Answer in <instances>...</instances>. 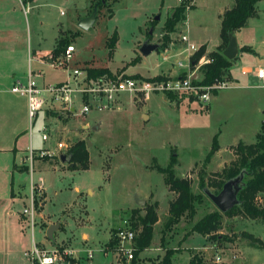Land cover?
Here are the masks:
<instances>
[{
  "label": "rangeland",
  "instance_id": "374dc122",
  "mask_svg": "<svg viewBox=\"0 0 264 264\" xmlns=\"http://www.w3.org/2000/svg\"><path fill=\"white\" fill-rule=\"evenodd\" d=\"M17 1H9L11 9L14 10ZM227 1L191 0L186 8L187 20L179 22L172 32H166L165 22L181 0H108L110 4L101 6L100 10L96 6L99 0H34L29 5L25 4L26 11L21 1L18 2L16 11L25 22L32 48L53 49L61 36L70 35L71 44L76 47L70 62L72 69L108 67L112 75L107 77L117 80L168 76L164 69H160L164 73H157L159 64L170 59L165 60L163 55L170 57L173 50L176 52L184 48L180 41L183 31L188 32L191 40L207 39L210 48L215 49L221 39L219 13ZM95 8L97 18L94 24L89 29L81 28L80 20L90 16ZM257 11V16L237 30L238 44L247 42L258 46L256 42L260 38L259 34L264 32V0L257 3ZM115 32L119 39L114 54L110 56L107 40ZM145 41L157 43L159 49L144 56L140 48ZM204 46L207 50V44ZM259 52L263 55L264 47H260ZM206 53L202 57H209V53ZM240 56L245 64L253 63L254 59L264 60L252 51L241 52ZM180 58L175 59L176 64ZM33 67L43 69L45 78L37 77L41 83L48 78V73L56 80H65L68 76L65 69H53L48 65L38 67L36 62ZM242 70L243 64L238 62L227 72H232L239 79L248 78L250 74H244ZM201 73L199 67L196 71L198 79H201ZM227 76L230 85L237 84V81ZM232 86L218 91L221 93L218 99L213 94L207 107L188 94H178L177 102L171 101L162 92L153 93L148 100L131 92H121L108 110L93 109L77 116H67L64 112L58 113L51 109L43 110L32 133L28 125L27 132L18 143V148L24 146L28 150L32 135L36 160L25 159L22 162L32 168V174L29 171L0 173L2 197L5 194L10 196L13 185L21 191V195L15 199V206L9 201L16 209L15 221L11 225L15 244L10 249L14 255L6 251L5 242L0 241V264H32L24 251L33 246V238L47 248L55 246L73 252V264H122L124 252L119 250V246L134 249L135 240L121 243L117 236L119 228L126 220L132 225L139 216L146 214L147 204L158 202L160 219L155 225L152 244L140 255L142 264H153L165 254L162 238L169 217V204L175 196L165 183V174L159 172L155 165L167 166L174 155L178 158L175 166L177 175L191 178L194 192H203L205 197L193 218L184 216L172 230L165 231L168 240L165 244L178 249L173 256V263L188 264L192 253L198 252L206 264H264V245H253L250 239L241 235L243 231H248L264 241V221L261 219H252L244 214L224 215L219 233L227 234L233 239L231 241H217L198 232H190L194 222L218 208L208 196L207 188L200 187L201 175L209 181L214 178L213 172L221 171L230 164L236 156L228 145L240 139L254 142L258 121L264 119V113L258 110L261 104L264 111V96L260 102L254 89H240L226 96ZM81 106V101H78L77 108ZM57 114H61L62 118H58ZM44 122L50 123L52 132H55L46 142L39 132ZM84 123H89V128H84ZM64 125L71 128V135L62 132ZM97 125L99 129L95 130ZM65 130L68 131L67 128ZM220 131L223 135L218 140L223 149L206 164L205 157L211 149L213 137ZM79 139L91 141V145H87L90 167L73 169L69 167V162H66L68 166L65 167L59 164L52 166L54 159L61 162L56 143L68 140L69 145H72ZM42 149H50L56 154L41 156ZM19 153L0 155V168L20 163L18 159L24 151ZM62 153L66 152L60 151ZM31 177L35 182L44 180V191L36 193V196L40 193V198L41 195L45 198L40 200L38 196L34 225L31 216L24 214V209L31 205ZM5 178L8 180L7 188ZM136 196L145 199L146 203L138 205ZM258 202L264 205V193L260 194ZM51 222H61V226L60 223L53 225L55 228L49 237ZM0 227L4 235V219H0ZM112 236H116L118 243L109 250ZM89 251L93 252V257H89ZM217 255L222 258L220 262H215Z\"/></svg>",
  "mask_w": 264,
  "mask_h": 264
},
{
  "label": "trees",
  "instance_id": "16d2710c",
  "mask_svg": "<svg viewBox=\"0 0 264 264\" xmlns=\"http://www.w3.org/2000/svg\"><path fill=\"white\" fill-rule=\"evenodd\" d=\"M190 1L191 0H181V3L174 8L172 14L165 22L166 32L174 31L176 25L186 19V8ZM260 1L261 0H235L234 6L221 16V44L216 50L208 54L212 60L200 66V71L202 73L201 79L195 81L197 84L211 85L218 80L226 78V75H228L227 71L233 65V59L227 58L224 54L229 44L230 34L245 27L250 18L258 15L257 3ZM97 4L98 10H100L101 6H108L110 3L108 0H99ZM190 8H193V6ZM109 9H111V7H109ZM164 36L168 38L167 34ZM118 39V33L115 32L107 40L110 56L115 52ZM71 42L72 37L70 35L61 36L52 52L56 56L62 54ZM246 48V46H243L240 49L243 50ZM205 53L206 46L202 45L191 57L192 68L195 67V63H197ZM86 70L89 79H98L104 75H112L108 67H89L86 68ZM183 75L185 76L186 72H184ZM165 78L166 76L164 75H157L148 79L160 80ZM214 94L217 95L218 92L214 90ZM166 97L171 101L179 102L177 94L167 93ZM87 145L88 141L86 139H79L70 146L66 154L71 158L69 161V166L71 168L88 169L90 167L91 159ZM229 147L234 150L236 157L221 171L213 172L214 178H211L209 181H206L204 175H201L200 187L202 189H213L212 192L217 194L222 190L224 184L228 180L243 174V181L240 184V190L238 192L239 203L225 213L221 212L218 208L206 213L193 223L190 230L191 233L198 232L203 236H208L210 239L217 241L233 240L227 234L219 233V230L222 228L224 215L233 216L236 214H244L252 219H261L264 221V205L258 202L260 194L264 193V121L262 122L254 142L248 143L240 140L238 143ZM220 149L221 145L218 140V133H216L213 137L211 149L205 157V163H209ZM177 163L178 158L174 155L171 157L167 166L155 165V168L159 172L165 174V183L168 185L169 189L175 193V196L169 204V217L165 223V230L162 238L165 254L154 261L153 264H174L173 256L178 252V249L166 245L168 240L165 231L172 230L184 216L193 218L197 214L198 205L204 202L205 194L203 192H194L192 179L177 175L175 170ZM203 173H205V171ZM157 208L158 202L147 204L145 206L146 214L144 216H139L137 220L132 222L131 227L136 232L135 246L133 249L134 258L129 261L123 256L121 257L123 263L142 264L140 255L151 246L154 238L155 225L160 219ZM116 231H114V233H116ZM241 235L250 239L253 245H264V241L251 232L243 231ZM117 243L118 240L116 236H112L109 241V250L114 249ZM188 264H206V262L200 253L193 252Z\"/></svg>",
  "mask_w": 264,
  "mask_h": 264
},
{
  "label": "built area",
  "instance_id": "2783aa9c",
  "mask_svg": "<svg viewBox=\"0 0 264 264\" xmlns=\"http://www.w3.org/2000/svg\"><path fill=\"white\" fill-rule=\"evenodd\" d=\"M180 41L184 45L183 53L186 54L185 58L177 60L179 68L183 69L182 74L177 76H166L165 79H148V78H116L107 77L104 75L98 79H89L87 70L82 67H70V62L73 58L74 52H76L75 45L70 44L65 51L56 56L52 51L45 56H38L32 51H29V65L26 75V80L16 79L12 91L16 94L25 96L28 101V116L30 119V128L35 125L40 114L43 110L51 109L55 112H64L67 116L84 115L87 112L97 110H108L116 101V96L121 92H131L132 94L148 100L155 92H162L165 95L167 93L173 94H188L193 96L196 100L200 101L204 105H208L211 100L214 90L217 92L231 87L230 80L227 78L218 80L211 85L197 84L195 81L200 80L196 77L197 69L205 63L210 62L212 59L209 57H201L197 63H195V69L192 68V55L197 52L201 46L195 44L188 32H181ZM163 55L165 60L170 57ZM34 62H42L53 69H65L68 72V76L65 80L60 82H39V78L44 77V73L41 69L33 67ZM186 72L184 76L183 73ZM243 73H248L246 69L242 70ZM256 75L264 79V67L257 68ZM81 101L82 106L77 108V102ZM50 124V123H49ZM48 123L44 122L39 130L43 141H50L52 138V129ZM71 145L68 141H58L56 143L57 155L60 156V151L67 152ZM35 147L32 141V135L30 138V146L27 150V158L34 162L35 159ZM47 154L53 156L56 153L50 149H42L41 156ZM31 174L32 168L30 167ZM44 180L35 182L31 177L30 190H31V205L29 208L24 209V214L31 216V222L35 224V213L38 208V193L44 191ZM42 197L39 199L42 200ZM125 224L121 226L117 232L118 239L121 243L132 242L136 238V232L132 229L129 222L126 220ZM130 225V226H129ZM119 250L124 252L129 261L134 258L133 248H121ZM73 252L59 247L47 248V246L41 242H37L33 238V246L30 249L24 251V255L29 257L32 264H73L71 258L74 257ZM89 257H93V252H88ZM68 257V258H67ZM222 258L220 255L216 256L215 262H220Z\"/></svg>",
  "mask_w": 264,
  "mask_h": 264
},
{
  "label": "crops",
  "instance_id": "0c3cea01",
  "mask_svg": "<svg viewBox=\"0 0 264 264\" xmlns=\"http://www.w3.org/2000/svg\"><path fill=\"white\" fill-rule=\"evenodd\" d=\"M9 1L10 0H0V155H4V153L12 154L15 152L16 154H18L19 152H22V151H24V154H21L22 156H20L18 159L20 163H15L11 166L10 164H8L11 168H8V165H6L3 169L0 168V173H3L2 171H4L5 173L12 171L13 174L17 172H22V171H29L31 173L30 166L27 164H23L25 162L24 160L26 159L27 148L24 147L23 145H22L23 147L18 148V143L20 142V138L22 137L23 134L27 132L28 125L30 126V119L28 116V101L25 96L14 93L12 91V86L16 79H21L22 81L26 80V79L24 80V78H26L28 65H29V51H32L36 55L38 54V56L43 57L47 55L49 52H51L54 48L53 49H41V48L36 49L30 46L29 39L27 38V27L25 25L23 18L19 17V14H17L18 11H16V8L18 5L17 3L18 2L20 3L21 1V5L23 6V9L24 11H26L25 10L26 8L24 7L25 4L29 5V3L33 2L34 0H26V1L16 0L17 2L13 6L14 10L11 9L12 6L9 4ZM23 1H25V3ZM234 4H235V0L233 1L228 0L223 5L219 13V18L221 21H222L221 16L228 9L232 8ZM11 12H14V14H11ZM187 18H188V13H187ZM236 32L237 31H235L234 33L235 35H236ZM259 37L260 38L258 39V42H256L258 46L248 44L247 42L239 44V50H238L237 56L233 59V65L234 63L238 64V62H240V64H243V69H246L249 71L248 74H250V76L248 78L239 79L238 77L233 76L232 72L228 73L229 75L228 77L232 81L234 80L237 81V84L232 86L231 88L232 90L228 92L226 96L232 95L233 91H236V90L254 89L255 91H257L254 93L257 99H259L260 102L262 101L261 100L262 96H264V79H261L256 75V70L257 68L264 67V66H261V64H264V60L259 61L260 59H254L252 61L253 63L245 64L243 62V58H241L243 55L240 56L241 52L243 54L246 51H252L258 55H261L262 56L261 59H263L264 54L262 55L259 52V50H260V47L261 48L264 47V32L260 33ZM193 42L200 46L207 44L208 48L206 51L210 53L211 51L215 50L221 44V39L218 42V44L215 46L216 47L215 49L210 48L209 41H207V39H198V40L195 39ZM243 46H246L247 48L243 50L240 49ZM171 50L173 49H170V51ZM172 53L173 54L170 56V59L168 61L163 60L164 61L163 63L160 62L159 71L157 73L165 72L166 75L168 76H177L179 72H183V69L179 68L178 65L175 63L176 58L178 59V57L180 58L181 55H185V53H183V48H181V51L180 49L176 52H174L173 50ZM257 62H262V63H257ZM36 63L38 64V67L47 66L46 64L42 62H36ZM160 69H164L165 71L163 72ZM48 74L49 76L48 78L44 80V82H60L64 80V79L56 80L52 78V74L50 73ZM244 74H247V73H244ZM255 80H257L258 82L255 83L254 82ZM251 81H253L254 83H252ZM220 96H221V93L218 92V94L215 95L214 98L218 99L220 98ZM262 109L263 107L260 104V107L258 110L264 113ZM57 115H58V118H62L61 114H57ZM263 121L264 119L262 118H260V120L258 121L259 127H258V131H255L256 135L259 132ZM89 126H90L89 123L83 124L84 128H89ZM65 128H67L68 131H66ZM62 132H64L65 134L68 132V134H70L73 131L71 130V128H68L66 127V125H64ZM54 133L55 132H52V135H54ZM222 135H223L222 131L218 132V138L221 137ZM68 137H71V136L68 135ZM240 140H243V139H240ZM234 144H230L228 145V147ZM222 149L223 148L221 146V149L218 152H220ZM52 164H54L52 166H55L57 164H59V166L61 167L68 166L67 163L58 162L55 159H54V163ZM4 182L7 188L8 180L5 178ZM20 195H21V191L16 190L14 185L11 188L9 197H8V194H5V196L2 197V194L0 192V219H4L5 224H6V232L4 235H2L1 233L2 227H0V241H2V243L5 242L6 248H7L6 251L8 252L10 251L11 255H14V253L11 251L12 249L10 248H12L15 244L14 239H13V233L11 231L12 229L11 225L15 221L14 220L15 213H16L15 211L16 209L14 207L16 203L15 199H17V197ZM44 195H45V192H44ZM10 200L13 202L14 206L10 205L9 203ZM58 223H60V226H61V222H51L49 224V227L53 225L57 226ZM121 263L123 264L122 260H121Z\"/></svg>",
  "mask_w": 264,
  "mask_h": 264
},
{
  "label": "water",
  "instance_id": "95a60500",
  "mask_svg": "<svg viewBox=\"0 0 264 264\" xmlns=\"http://www.w3.org/2000/svg\"><path fill=\"white\" fill-rule=\"evenodd\" d=\"M97 18V8L94 9L93 13L80 20L79 25L83 29H89ZM159 18V16H158ZM157 18V19H158ZM159 49V45L157 43H152L149 41H145L143 45L140 48L141 53L144 56L150 55L152 52L157 51ZM239 50V44L236 35L234 32L230 34L229 44L227 48L224 51V54L229 59H234L237 56ZM95 130L99 129V125L94 127ZM88 141V146L91 145V141ZM61 162L66 163L70 161V156L66 153H62L59 156ZM243 174H240L239 176L228 180L222 190L215 194L209 190H206L208 196L211 198V200L215 203V205L218 207V209L221 212H227L231 210L235 205L239 203L238 198V192L240 190V184L243 181ZM136 203L140 206L144 205L146 203V200L143 198H140L139 196H136ZM54 226H51L49 228V237L52 235L51 232L54 229Z\"/></svg>",
  "mask_w": 264,
  "mask_h": 264
}]
</instances>
